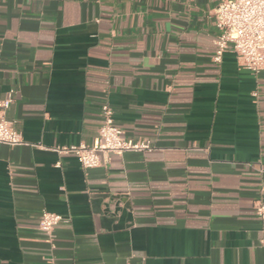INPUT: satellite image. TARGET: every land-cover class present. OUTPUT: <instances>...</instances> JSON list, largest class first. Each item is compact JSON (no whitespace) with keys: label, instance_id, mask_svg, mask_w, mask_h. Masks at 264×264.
Listing matches in <instances>:
<instances>
[{"label":"crops","instance_id":"obj_1","mask_svg":"<svg viewBox=\"0 0 264 264\" xmlns=\"http://www.w3.org/2000/svg\"><path fill=\"white\" fill-rule=\"evenodd\" d=\"M219 1L0 0V116L25 142L0 145V264H264V71L215 59ZM104 104L154 150H51L93 145Z\"/></svg>","mask_w":264,"mask_h":264},{"label":"built area","instance_id":"obj_2","mask_svg":"<svg viewBox=\"0 0 264 264\" xmlns=\"http://www.w3.org/2000/svg\"><path fill=\"white\" fill-rule=\"evenodd\" d=\"M219 30L216 60L223 54L232 51L237 56L242 68L253 74L264 71V0H220L214 12ZM14 91L7 99L0 102L2 112L10 107ZM103 124L93 145L57 146L51 148L59 156H75L84 169L102 167L112 160L113 155L127 153H148L154 150L149 139L127 138L124 131L116 124L114 110L109 104L102 106ZM22 134L14 127L13 122L0 116V145L17 147L23 145ZM61 167V162L57 163ZM255 212L264 221V202L258 201ZM63 221L57 214L43 212L39 228L47 235H52Z\"/></svg>","mask_w":264,"mask_h":264}]
</instances>
